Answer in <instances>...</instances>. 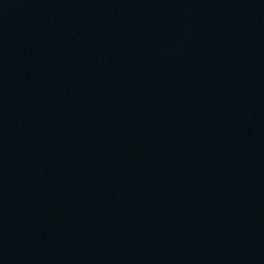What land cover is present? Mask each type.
Returning <instances> with one entry per match:
<instances>
[{"label":"water","instance_id":"1","mask_svg":"<svg viewBox=\"0 0 264 264\" xmlns=\"http://www.w3.org/2000/svg\"><path fill=\"white\" fill-rule=\"evenodd\" d=\"M0 264H264V0H0Z\"/></svg>","mask_w":264,"mask_h":264}]
</instances>
